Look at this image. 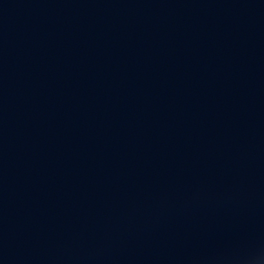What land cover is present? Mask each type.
Listing matches in <instances>:
<instances>
[{
    "label": "water",
    "instance_id": "95a60500",
    "mask_svg": "<svg viewBox=\"0 0 264 264\" xmlns=\"http://www.w3.org/2000/svg\"><path fill=\"white\" fill-rule=\"evenodd\" d=\"M0 264H264V0H0Z\"/></svg>",
    "mask_w": 264,
    "mask_h": 264
}]
</instances>
